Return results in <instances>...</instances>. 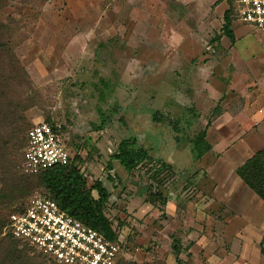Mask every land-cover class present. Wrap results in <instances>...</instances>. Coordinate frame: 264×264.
<instances>
[{
    "label": "rangeland",
    "instance_id": "1",
    "mask_svg": "<svg viewBox=\"0 0 264 264\" xmlns=\"http://www.w3.org/2000/svg\"><path fill=\"white\" fill-rule=\"evenodd\" d=\"M227 1L0 2L14 55L0 56V190L17 160L2 145L4 119L21 99L33 104L27 129L60 124L88 187L110 193L104 213L127 241L126 261L264 264V202L235 176L264 149V34L233 13L232 43ZM203 132L211 148L198 158ZM123 140L152 159L126 172L113 159ZM35 196L45 190L7 216Z\"/></svg>",
    "mask_w": 264,
    "mask_h": 264
},
{
    "label": "trees",
    "instance_id": "2",
    "mask_svg": "<svg viewBox=\"0 0 264 264\" xmlns=\"http://www.w3.org/2000/svg\"><path fill=\"white\" fill-rule=\"evenodd\" d=\"M6 1L0 0L4 5H8ZM227 2L229 9L224 13L223 31L227 38L234 43L235 36L232 31L231 18L234 13V2L233 0ZM5 30L6 26L0 24V56L6 52L11 53L9 45L3 40ZM11 54L9 55L14 57ZM32 107L33 104H24L19 99L15 104L14 112L7 120L4 119L5 123L11 120V132L9 137L3 140L2 145L4 147L10 145L12 148L11 155L17 160L9 161L10 166L4 170L1 169L7 178H5L6 183L0 190V264H51L41 254L14 240L8 230L10 215L23 209L24 206L15 208L7 216L8 209L25 195L34 191L35 188L44 189L46 197L55 201L64 212L87 227L100 231L106 238L113 241L118 237V233L114 231L111 221L104 213L110 193L100 183L88 187L81 172L84 161L78 154L67 167H54L36 175L24 174L19 171V166L24 161L29 131L23 114ZM210 148L211 146L206 142V132L201 133L194 143L197 157L201 158ZM113 159L119 162L126 172L131 173L139 163L152 158L146 148L138 145L137 140H123ZM8 160L7 158L6 161ZM235 173L264 202V149L252 155L236 169ZM93 192L98 194L97 198L93 196ZM173 249L179 255L180 247L174 244ZM117 264L131 263L126 261L123 256L119 258ZM176 264H181V261L177 260Z\"/></svg>",
    "mask_w": 264,
    "mask_h": 264
},
{
    "label": "built area",
    "instance_id": "3",
    "mask_svg": "<svg viewBox=\"0 0 264 264\" xmlns=\"http://www.w3.org/2000/svg\"><path fill=\"white\" fill-rule=\"evenodd\" d=\"M234 18L264 34V0H233ZM71 151L60 124L41 122L27 133L24 168L36 175L54 167H67ZM12 238L47 258L52 264H117L127 241L118 234L110 240L64 212L46 196H35L10 215Z\"/></svg>",
    "mask_w": 264,
    "mask_h": 264
},
{
    "label": "crops",
    "instance_id": "4",
    "mask_svg": "<svg viewBox=\"0 0 264 264\" xmlns=\"http://www.w3.org/2000/svg\"><path fill=\"white\" fill-rule=\"evenodd\" d=\"M207 137V136H206ZM235 176H237L236 174H235ZM238 177V176H237ZM240 182H242L243 183V181L242 180H240V178L238 177L237 178ZM244 184V183H243ZM245 185V184H244ZM247 187V186H246ZM248 188V187H247ZM249 189V188H248ZM195 247H196V245H191L190 246V248H189V253L192 255V253H193V249H195Z\"/></svg>",
    "mask_w": 264,
    "mask_h": 264
}]
</instances>
